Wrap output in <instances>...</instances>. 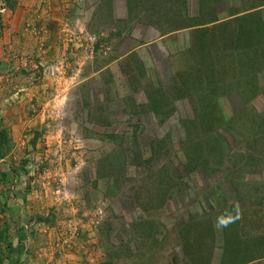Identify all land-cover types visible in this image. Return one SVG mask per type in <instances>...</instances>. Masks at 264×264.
<instances>
[{"label": "rangeland", "instance_id": "rangeland-1", "mask_svg": "<svg viewBox=\"0 0 264 264\" xmlns=\"http://www.w3.org/2000/svg\"><path fill=\"white\" fill-rule=\"evenodd\" d=\"M208 1L232 50L184 28L199 0H0V264H102L107 239L117 264H219L228 207L264 233V0Z\"/></svg>", "mask_w": 264, "mask_h": 264}, {"label": "trees", "instance_id": "trees-1", "mask_svg": "<svg viewBox=\"0 0 264 264\" xmlns=\"http://www.w3.org/2000/svg\"><path fill=\"white\" fill-rule=\"evenodd\" d=\"M169 1L170 0H166V2H169ZM187 1L188 0H182V2L185 4L188 3ZM214 1H217V0H212V2H214ZM199 4H200L199 5L200 6L199 15L200 14L201 15L199 17L189 18V20L187 21L188 22L187 26L183 22H185L188 18H185L183 15H179L178 14L179 11H177V14L179 15L178 21H179V19L180 20L184 19L179 23H181V24L183 23L184 24L183 26H185L184 27L185 29H193V32L196 34L194 36V41H196L195 43H197L198 45H201L203 42L205 43V41H208L207 34L212 33V38L219 39L220 42H223V47L221 49L222 51H228L230 48L232 50V48L235 47V44L237 42L239 43L241 41L242 35H240V34L242 32L239 31L237 33L238 35L236 36L235 33L229 32L231 30V28L230 29H228V28L231 25L238 22L239 19L237 20V18L239 15H231V17H230V19L233 18L234 20H237V21L225 20V21L221 22V21L216 19L217 18L215 16L216 14L212 9H211V12L207 10V5H205V4H209L208 0H199ZM176 31L177 30H175V32ZM173 32L174 31L164 33V34H169V33H173ZM251 43H252V41H251ZM233 55L234 54H232V52H230V55H228L227 57L233 56ZM178 96H181V95H178ZM168 97L170 100L171 96H168ZM191 98H193L194 100L197 99L196 96H192ZM217 105H218V103H217ZM142 109L146 110L147 108L144 106V107H142ZM134 111H136V110H134ZM157 111H158V116L162 114L161 117L164 118L163 119L164 121L172 114L171 108H168V110H165L163 108V110H157ZM200 111L201 110L199 108L196 109L195 110V117H196L195 120L190 121V122L188 121V123H191L192 127H193V130H192L193 134L188 139L190 146L184 152L185 156L188 158V160H187L188 164L186 166V169L188 171L194 170L197 166H201V164L203 165V163L200 160L202 158V156L199 152L201 150H204V149H209V144L211 143V141L208 144H206V143L200 144L199 143V141H202V138L204 136L203 134L207 133L206 131L204 133V129L202 128L205 126L204 122L201 120L204 116ZM213 111L214 110L212 109L211 113H213ZM163 113H166V114H163ZM223 118L221 116V119H223ZM216 140L218 142H221L220 138H216L215 141ZM222 146H223V143H222ZM219 148H220V146H218L216 149H218V151L221 154L225 155L224 154L225 149L224 148L219 149ZM194 154H196V156H194ZM193 159L198 161L197 165L192 163ZM204 166H205V164H204ZM204 166H202V167H204ZM232 210H233V207H228L226 209L224 208L223 214H220V216L223 215L222 218L226 217L225 223L227 225H229L230 227L225 229L223 232V240H222L223 245L221 246L223 253L219 257V264H255L259 261L264 260V233H261V230H259V228H257L256 232H255V230H254V232L253 231L252 232L247 231L244 233L242 231H240V232L237 231L236 227H238L239 222H241V219L239 218L238 220H231L230 221V218L233 219L235 216H237ZM210 216L212 217L213 215L210 213ZM208 217H209V215H208ZM209 220H211V219H209ZM200 223H202L204 225L203 222L200 221ZM226 224H224V225H226ZM193 226L197 229L196 231H199L198 230L199 223L198 224L196 223ZM207 226L209 229L210 228V221H207ZM202 230H201V232H202ZM210 232H211V235L215 234L214 231L210 230ZM208 233H209V230H208ZM187 240H188V238H187ZM212 241H213V237H211L210 241L208 242L209 243L208 247L210 246V248H211V242ZM106 243L108 246V248H107L108 251H107V255H106V260L102 261V264H117L114 261H112L114 259V257H113L114 254L111 253V251H112L111 241H109L107 239ZM9 244L10 243H8V245ZM202 248L203 249L205 248V250H206V245L202 246ZM13 250H14V252L18 251L21 255L24 251V246L16 247V249L14 248ZM13 250L11 247V252H13ZM213 250L214 249H211V254H213ZM184 253H185V249H183V254ZM184 255L186 258H188V256H186V254H184ZM111 258H112V260H111ZM210 259H211V257L208 258V260H210ZM184 264H188V261H185ZM208 264H210V263H208Z\"/></svg>", "mask_w": 264, "mask_h": 264}, {"label": "crops", "instance_id": "crops-1", "mask_svg": "<svg viewBox=\"0 0 264 264\" xmlns=\"http://www.w3.org/2000/svg\"><path fill=\"white\" fill-rule=\"evenodd\" d=\"M34 17H36V14H35V16H33V18ZM33 18L31 19V22L33 23ZM59 20H61V18L59 19ZM43 23L40 21L39 23H38V26H41ZM50 250V249H49ZM51 251V250H50ZM57 252V251H56ZM50 256L48 257V258H50V260H48V261H44V263L43 264H58V263H52V261H54V260H58V257L57 256H55V254L54 253H52V254H49ZM48 256V255H47ZM43 261V260H42ZM29 264H32V263H29Z\"/></svg>", "mask_w": 264, "mask_h": 264}]
</instances>
